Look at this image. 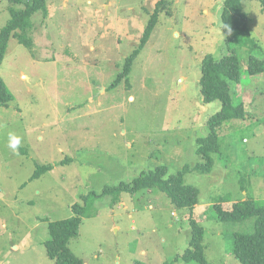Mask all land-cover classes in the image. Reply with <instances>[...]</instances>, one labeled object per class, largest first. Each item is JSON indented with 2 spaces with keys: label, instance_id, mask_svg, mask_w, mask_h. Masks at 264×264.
<instances>
[{
  "label": "rangeland",
  "instance_id": "obj_1",
  "mask_svg": "<svg viewBox=\"0 0 264 264\" xmlns=\"http://www.w3.org/2000/svg\"><path fill=\"white\" fill-rule=\"evenodd\" d=\"M156 1L46 0V17L32 16L31 46L9 39L0 65L13 94L0 106V264H53L44 247L48 223L72 216L74 204L83 209L68 246L84 264H164L188 247L190 218L203 227L208 262L241 264L234 236L249 232L252 219L220 221L213 206L264 205V73L246 71L250 55L264 58V12L257 0H242L255 46L237 47L221 29L224 0H167L128 85L110 87ZM7 6L0 0V28ZM229 49L242 75L230 83L231 95L247 114L219 130L209 171L183 173L197 191L192 210L176 208L158 189L102 195L141 171L165 166L170 175L205 163L196 138L208 133L219 103L202 102L200 64ZM9 132L22 138L18 155L6 146ZM45 164L50 168L32 179Z\"/></svg>",
  "mask_w": 264,
  "mask_h": 264
},
{
  "label": "trees",
  "instance_id": "obj_2",
  "mask_svg": "<svg viewBox=\"0 0 264 264\" xmlns=\"http://www.w3.org/2000/svg\"><path fill=\"white\" fill-rule=\"evenodd\" d=\"M9 19L0 28V65L5 55L8 41L14 37L26 47L31 46V38L28 31L31 29L32 16L35 11H39L46 17L48 10L46 0H7ZM167 0H157L150 19L141 36L140 43L127 57L124 58L121 69L117 72L110 87L122 81L128 85V76L132 68L134 59L147 41L156 26L158 12L165 6ZM260 10L264 12V0H257ZM222 24L230 25L232 33L227 34L226 43L235 44L237 47L250 43L254 47V41L248 36L247 21L248 15L243 10L242 0H224L221 10ZM223 32H227L225 29ZM237 49V48H236ZM236 49L230 50L220 58H215L211 54H206L200 64L199 92L202 102L210 104L218 102L214 111L207 120L208 133L205 136L196 138L199 146L196 154L205 158V163L198 162L192 167L184 166L182 171L176 174H168L165 166H158L153 170L141 171L137 177L130 181H120L116 185L105 186L101 194H108L116 191L133 194L134 191L158 189L169 197L171 203L176 208L186 207L192 210L197 203V191L194 187L185 184L182 175L192 169L198 172H206L213 166V155L219 151V130L229 121L244 119L247 111L243 108V103L235 101L231 95L230 83L235 84L241 79V61ZM247 74L250 76L264 73V58L250 55L247 59ZM126 85V86H127ZM13 100V94L9 92L0 75V106H7ZM50 165L38 166L31 178L39 177L48 170ZM81 198H86L89 194H83ZM216 217L220 221H238L247 218L252 219V228L249 232L238 233L234 236L233 254L241 264H264V205L252 200H241L232 202L229 208L220 204H214ZM82 205L71 206L73 215L67 218L50 221L48 223L49 238L44 242V247L53 264H84L69 249V241L78 234L81 223ZM192 217V215H190ZM190 238L188 247L173 259L164 264H175L179 258L184 262L195 261L198 264H212L208 262L203 254L202 239L204 236L203 227L193 218H190ZM133 264H147L135 260Z\"/></svg>",
  "mask_w": 264,
  "mask_h": 264
},
{
  "label": "clouds",
  "instance_id": "obj_3",
  "mask_svg": "<svg viewBox=\"0 0 264 264\" xmlns=\"http://www.w3.org/2000/svg\"><path fill=\"white\" fill-rule=\"evenodd\" d=\"M223 29H225L227 31V34H231L232 33V29L230 27V25L228 24H222L221 25ZM134 99L132 97H130V100ZM21 140L22 138L18 135H16L13 132H9L8 133V140H7V147L12 151V153L14 155H18L19 154V148L21 147Z\"/></svg>",
  "mask_w": 264,
  "mask_h": 264
},
{
  "label": "crops",
  "instance_id": "obj_4",
  "mask_svg": "<svg viewBox=\"0 0 264 264\" xmlns=\"http://www.w3.org/2000/svg\"><path fill=\"white\" fill-rule=\"evenodd\" d=\"M49 238V237H48Z\"/></svg>",
  "mask_w": 264,
  "mask_h": 264
}]
</instances>
